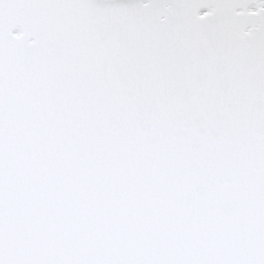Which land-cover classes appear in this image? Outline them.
Masks as SVG:
<instances>
[{"label": "snow or ice", "instance_id": "snow-or-ice-1", "mask_svg": "<svg viewBox=\"0 0 264 264\" xmlns=\"http://www.w3.org/2000/svg\"><path fill=\"white\" fill-rule=\"evenodd\" d=\"M0 264H264V0H0Z\"/></svg>", "mask_w": 264, "mask_h": 264}]
</instances>
